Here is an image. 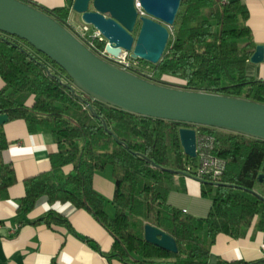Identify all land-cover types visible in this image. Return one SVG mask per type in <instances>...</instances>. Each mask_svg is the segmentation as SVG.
<instances>
[{
  "label": "trees",
  "instance_id": "16d2710c",
  "mask_svg": "<svg viewBox=\"0 0 264 264\" xmlns=\"http://www.w3.org/2000/svg\"><path fill=\"white\" fill-rule=\"evenodd\" d=\"M71 30L72 0L47 9L23 0ZM99 54L104 42L93 40ZM248 10L239 0H181L172 34L151 73L134 74L156 84L169 77L177 88L239 97L264 104V79L245 71L254 51ZM0 114L24 120L30 132L47 131L56 151L50 168L25 180L17 211L29 212L40 196L50 203H71L89 212L112 236L107 257L126 264H206L218 234L243 237L253 226L264 242V140L223 129L191 125L130 113L72 94L62 68L26 41L0 33ZM1 127V126H0ZM180 127H195L214 136V154L225 170L216 177L196 178L200 195L211 201L205 217L167 203L176 177L190 176L185 164ZM8 142L0 129V150ZM71 165L65 173L64 167ZM109 168L114 182L110 203L94 189L93 176ZM172 170L173 172L169 171ZM16 182L13 169L0 166V193ZM182 189V188H181ZM69 226L58 212L48 210L28 221ZM145 224L174 238L177 251L162 249L144 238ZM218 258L216 264H259Z\"/></svg>",
  "mask_w": 264,
  "mask_h": 264
},
{
  "label": "water",
  "instance_id": "95a60500",
  "mask_svg": "<svg viewBox=\"0 0 264 264\" xmlns=\"http://www.w3.org/2000/svg\"><path fill=\"white\" fill-rule=\"evenodd\" d=\"M145 12L137 20L134 0H73L72 11L97 29L106 40V52L129 53L151 64L160 60L169 40L181 0H139ZM0 33L26 41L64 70L71 93L124 111L191 125L215 127L264 140V104L239 97L184 90L156 84L109 63L88 49L69 29L23 0H0ZM264 58L256 45L250 63ZM8 120L0 114V126ZM184 155L196 157V130L180 127ZM173 172L172 170H169ZM146 241L171 252L173 237L145 224Z\"/></svg>",
  "mask_w": 264,
  "mask_h": 264
},
{
  "label": "crops",
  "instance_id": "0c3cea01",
  "mask_svg": "<svg viewBox=\"0 0 264 264\" xmlns=\"http://www.w3.org/2000/svg\"><path fill=\"white\" fill-rule=\"evenodd\" d=\"M29 1L51 9L66 5L68 0ZM239 1L248 10L254 45L264 47V0ZM68 22L80 25V14L70 8ZM245 71L254 78L264 79V58L260 63L248 61ZM3 85L0 78V88ZM0 129L8 142L7 147L0 150V166H10L16 177V182L0 193V264H126L118 258L107 257L112 236L84 209L68 202L50 203L46 196H40L29 212L21 214L17 211L19 200L25 193V180L50 168V155L57 147L49 132H30L21 119H8ZM68 167L69 171L71 165H66L64 170ZM175 186L177 189L168 193V204L197 217L208 214L211 201L200 195V183L196 178L177 176ZM93 187L106 199V209L112 213L110 200L114 182L109 168L94 174ZM48 210L61 214L69 226L28 222ZM218 258L245 262L262 260L259 264H264L263 233L251 226L240 238L218 234L206 264H216Z\"/></svg>",
  "mask_w": 264,
  "mask_h": 264
},
{
  "label": "built area",
  "instance_id": "2783aa9c",
  "mask_svg": "<svg viewBox=\"0 0 264 264\" xmlns=\"http://www.w3.org/2000/svg\"><path fill=\"white\" fill-rule=\"evenodd\" d=\"M134 5L138 20L140 16L145 15V12L140 6L139 0H134ZM91 28V25L82 22L80 25H71L70 31L91 51L92 47H94L93 40L104 42V48L99 54L92 51L101 59L132 73L139 69L138 64L140 59L131 58L129 53H122L114 56L106 52V40L97 29L92 28L91 30ZM169 32L172 34V27H169ZM214 146L215 139L213 135L206 132H198L196 130V161L193 164L190 162L185 164L186 173H189L188 175L194 178H201L204 175L216 177L225 170L226 163L223 158L214 154Z\"/></svg>",
  "mask_w": 264,
  "mask_h": 264
},
{
  "label": "rangeland",
  "instance_id": "374dc122",
  "mask_svg": "<svg viewBox=\"0 0 264 264\" xmlns=\"http://www.w3.org/2000/svg\"><path fill=\"white\" fill-rule=\"evenodd\" d=\"M91 30H92V28H91ZM138 67H139V70L142 71V72H144V73H147V74H150L151 73V66H150V64L147 63L144 60H139ZM163 81H164V84H161V85L169 86V87H174V88H177V86L181 83L180 81H178L176 79H173V78H169V77H165ZM195 130H196V128H195ZM68 169H69V167L68 168H65L64 172L67 173L68 172ZM112 212H113V209H112Z\"/></svg>",
  "mask_w": 264,
  "mask_h": 264
}]
</instances>
